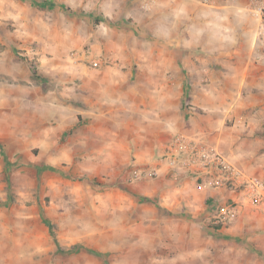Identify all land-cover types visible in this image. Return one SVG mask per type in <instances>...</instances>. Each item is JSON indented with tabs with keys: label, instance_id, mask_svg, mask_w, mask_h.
I'll list each match as a JSON object with an SVG mask.
<instances>
[{
	"label": "rangeland",
	"instance_id": "374dc122",
	"mask_svg": "<svg viewBox=\"0 0 264 264\" xmlns=\"http://www.w3.org/2000/svg\"><path fill=\"white\" fill-rule=\"evenodd\" d=\"M31 1L0 0V264H264L239 224L264 234V209L238 186L215 187L162 159L187 136L264 177L261 85H230L218 142L232 152L176 114L183 33L199 32V9L212 0H99L94 30L53 28ZM254 40L261 65L264 44ZM181 104L187 116L201 109ZM160 107L170 125L154 124L152 139L148 114L156 121ZM69 128L80 131L63 146ZM228 204L236 217L221 227Z\"/></svg>",
	"mask_w": 264,
	"mask_h": 264
},
{
	"label": "crops",
	"instance_id": "0c3cea01",
	"mask_svg": "<svg viewBox=\"0 0 264 264\" xmlns=\"http://www.w3.org/2000/svg\"><path fill=\"white\" fill-rule=\"evenodd\" d=\"M251 3L252 0H212L209 7L199 9V32L194 29L190 38L188 34L183 33L182 60L178 66L180 104L176 114L178 118L185 119L186 131L191 129L189 133H199L203 142L220 148L222 152H232L233 149L228 151L229 147H235L226 143L222 144V147L218 142L220 133H226L225 109L223 113L221 109L226 101L231 99L230 85H236L237 92H241V85L248 87L257 83L261 85L263 91H260V94L264 98V63L258 65L252 60L256 56L257 44L254 40L256 17L251 11ZM254 70L257 73L259 71L258 75H255ZM183 100H189L201 109L187 116L182 109ZM215 100L220 101V107ZM145 107L148 108V102ZM218 110L220 113H217ZM162 111L163 108L160 107V113H156V121L153 120V114H148V131L152 139L155 129L165 131L170 125L168 114L161 113ZM222 122L224 129L220 126ZM154 124L156 127L153 130ZM189 124L191 125L188 126ZM148 146L153 149L152 140ZM231 157H234V154ZM241 194L246 204L264 209V202L252 204L245 198L242 190ZM239 224L247 225L242 231L250 235L251 244L264 253V234L256 235L248 231L251 225L249 223Z\"/></svg>",
	"mask_w": 264,
	"mask_h": 264
},
{
	"label": "built area",
	"instance_id": "2783aa9c",
	"mask_svg": "<svg viewBox=\"0 0 264 264\" xmlns=\"http://www.w3.org/2000/svg\"><path fill=\"white\" fill-rule=\"evenodd\" d=\"M207 2V0H205ZM251 11L256 17L255 39L264 44V0H252ZM162 159L169 168L180 172H193L205 176L215 187L233 185L240 187L252 204L264 202V177L250 175L216 149L203 146L187 136H176ZM152 170L148 176L156 175ZM236 217L234 205L228 204L218 213L215 223L221 227Z\"/></svg>",
	"mask_w": 264,
	"mask_h": 264
},
{
	"label": "clouds",
	"instance_id": "9594fccd",
	"mask_svg": "<svg viewBox=\"0 0 264 264\" xmlns=\"http://www.w3.org/2000/svg\"><path fill=\"white\" fill-rule=\"evenodd\" d=\"M35 4L36 8L34 11L40 17H43L44 20L55 22L51 25L53 28L58 24L61 29L70 28L72 26H85L89 30H94L95 20L101 14L99 0H95V2L94 0H35ZM42 26L45 27V29L48 27V25ZM37 75H39V73H37ZM51 86V82L47 85L40 83V96L43 97L45 90ZM61 103L72 104L74 101L61 100ZM53 119H55V117H53ZM79 131V129L69 128L67 130V136L63 140V146L72 145ZM211 215L212 213H209V216ZM108 259L110 260L111 258L109 257Z\"/></svg>",
	"mask_w": 264,
	"mask_h": 264
},
{
	"label": "trees",
	"instance_id": "16d2710c",
	"mask_svg": "<svg viewBox=\"0 0 264 264\" xmlns=\"http://www.w3.org/2000/svg\"><path fill=\"white\" fill-rule=\"evenodd\" d=\"M31 3H32V5H35V6H36L35 1H31ZM101 18H102L101 16H98V17L96 18L95 22H96V23L99 22V21L101 20ZM32 76L38 78V75H37V72H36L35 69H32ZM5 165L7 166L8 163L6 162ZM91 180L95 181V178H92ZM146 200L148 201L149 199L146 198ZM215 228H218V225H217ZM50 234H51V236L53 237V241H54V243H55V244L58 246V248H59V245H58L57 239L55 238L54 233L51 231ZM91 252H94V251H91ZM94 253H96V252H94Z\"/></svg>",
	"mask_w": 264,
	"mask_h": 264
}]
</instances>
